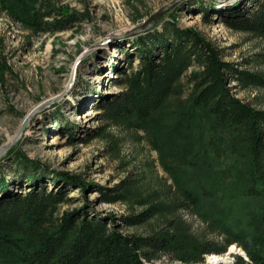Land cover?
<instances>
[{"label": "trees", "instance_id": "16d2710c", "mask_svg": "<svg viewBox=\"0 0 264 264\" xmlns=\"http://www.w3.org/2000/svg\"><path fill=\"white\" fill-rule=\"evenodd\" d=\"M191 1L193 6L187 10L201 11L203 23L218 15L232 30L264 36V0H237L221 8H214L210 0ZM185 3L182 0L170 9L150 30L127 39L134 49H122L125 67L120 69L119 84L123 90L104 100L101 107L107 118L128 117L141 128H155L151 144L160 154L171 143L181 144L182 159L196 152L192 133L196 121H206L212 132L227 134L226 142L220 138L221 144L212 146L219 158L230 154L240 163L235 174L229 171L227 182L210 179L214 156L209 157L206 168H197L205 179L193 184L177 171L175 176L171 165L163 163L176 181V206L194 210L225 241L187 242L171 227V221L168 228L142 236L124 233L112 215H89L85 207L58 212L65 192L48 191L42 177L46 174L54 184L62 182L83 192L87 183L65 172H45L38 161L11 150L16 168L9 177L0 173V264H147L159 252L173 253L180 264H203L205 254L223 253L232 243L244 251V256H233L232 264H264V109L232 91L233 85L264 87V75L226 60L222 49L197 27L180 25L176 11ZM0 7L34 31L53 32L87 18L53 0H0ZM47 17L51 21L43 22ZM133 56L138 59L135 66ZM183 76L191 84L188 102L184 109L170 111L173 118L161 126L160 114L167 112V100L176 93V83ZM23 182L27 186L23 194L10 188ZM100 193L110 203L123 197L121 192ZM159 210L157 203L150 204L120 220L125 226L138 225Z\"/></svg>", "mask_w": 264, "mask_h": 264}, {"label": "rangeland", "instance_id": "374dc122", "mask_svg": "<svg viewBox=\"0 0 264 264\" xmlns=\"http://www.w3.org/2000/svg\"><path fill=\"white\" fill-rule=\"evenodd\" d=\"M171 1L53 0L56 5H66L87 17L53 32L34 31L0 7V70L4 69L0 81V173L11 175L16 165L10 152L20 151L38 161L45 172H65L87 183L83 192L62 182L54 184L45 174L42 180L48 191L65 192L66 199L59 203L58 212L85 207L89 215H112L122 224L124 233L142 236L168 228L171 221V227L187 242L213 239L222 243L225 237L210 222L192 209L176 206V181L163 163L171 165L175 176L177 171L188 184H193L199 178L205 179L197 168H206L205 163L214 156L210 179L219 177L220 182H227L231 178L229 171L235 174L240 163L234 162L230 154L219 158L212 151L213 143H220V138L227 141V134L220 130L213 134L206 121H196L192 130L196 152L182 159L181 144L170 142L171 147L163 148L160 154L151 144L155 128H141L128 117L107 118L101 107L104 100L123 90L119 84L120 69L125 67L122 49H134L128 43L129 37L112 36L143 23ZM210 1L215 3L214 8H221L237 0ZM185 2L176 11L180 25L197 27L222 49L226 60L264 75V36L232 30L218 15L203 23L202 12L188 11L193 3ZM51 19L44 18L43 22ZM107 37L109 41H105ZM137 60L133 56V66ZM233 86L237 97L264 109V87ZM190 91L191 84L181 77L176 93L167 100V112L160 114L161 126L173 118L168 115L170 111L185 108ZM199 141L204 152L198 148ZM25 184L13 183L10 188L23 194L27 190ZM100 192H121L123 197L105 202ZM156 203L159 212L144 223L125 226L120 220ZM235 254L244 256V251L232 243L223 253L205 254L203 264H232ZM212 255L219 260L212 263ZM180 262L171 252H159L147 264Z\"/></svg>", "mask_w": 264, "mask_h": 264}, {"label": "water", "instance_id": "95a60500", "mask_svg": "<svg viewBox=\"0 0 264 264\" xmlns=\"http://www.w3.org/2000/svg\"><path fill=\"white\" fill-rule=\"evenodd\" d=\"M182 0H172L171 2L165 4L161 8H159L157 11L152 13L143 23L132 27L130 30L126 31L123 34L112 36L113 38L119 39L120 37H134L140 33L146 32L150 30L156 22L170 9L174 8L176 5H178ZM110 37H107L105 41H109ZM79 59L75 62L77 64L79 62Z\"/></svg>", "mask_w": 264, "mask_h": 264}, {"label": "bare ground", "instance_id": "6f19581e", "mask_svg": "<svg viewBox=\"0 0 264 264\" xmlns=\"http://www.w3.org/2000/svg\"><path fill=\"white\" fill-rule=\"evenodd\" d=\"M218 260H219L218 256H216V255H212V256H210V261H211L212 263H214V262H216V261H218Z\"/></svg>", "mask_w": 264, "mask_h": 264}]
</instances>
